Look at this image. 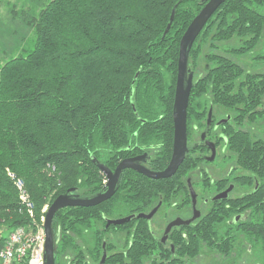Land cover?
Returning a JSON list of instances; mask_svg holds the SVG:
<instances>
[{"label": "trees", "instance_id": "trees-1", "mask_svg": "<svg viewBox=\"0 0 264 264\" xmlns=\"http://www.w3.org/2000/svg\"><path fill=\"white\" fill-rule=\"evenodd\" d=\"M204 6L202 0H46L34 23V47L0 68V228L41 224L44 209L69 190L80 198L102 192L106 178L97 162L114 171L147 153L150 171L169 165L180 43ZM188 64L195 74L188 128L203 130L210 106L232 116L220 130L231 182L246 192L211 202L196 223L173 229L165 245L148 220L136 217L161 202L189 209L187 181L194 185L207 163L192 151L170 179L126 170L111 200L56 214V264H99L104 244L112 254L105 264H195L205 250L231 259L246 244L264 264V139L251 128L264 120V0H226ZM9 173L23 180L33 220ZM202 183L203 197H210L211 180ZM126 217L134 218L107 227ZM118 234L127 236L122 251L112 240Z\"/></svg>", "mask_w": 264, "mask_h": 264}, {"label": "water", "instance_id": "water-1", "mask_svg": "<svg viewBox=\"0 0 264 264\" xmlns=\"http://www.w3.org/2000/svg\"><path fill=\"white\" fill-rule=\"evenodd\" d=\"M205 3L204 8L195 17V19L189 25L187 31L182 37L180 43L179 62H178V76L175 91V102L173 109V120H174V144L173 152L169 165L160 172H153L147 169L141 162H144L146 155L136 158L125 159L119 163L117 168L112 171L105 165L97 162L98 168L106 177L105 188L94 197L91 198H80L73 194V190H69L66 194L57 197L51 206L48 208L44 222L43 229L45 232V246H44V264H56V240L53 232V221L57 213L68 208H90L99 206L109 200H111L116 194L121 176L124 171L131 170L144 175L147 178L153 180L170 179L176 175L181 165L184 163L188 148V108L190 102L191 92L194 86V74L189 68L188 60L191 49L193 48L196 40L200 34L206 28V25L222 6L226 0H202ZM174 12L171 16L170 24L167 28V32L171 28V24L174 20ZM212 112L209 113L207 125L208 128L211 124ZM206 133L203 134L205 138ZM211 150V157L207 158L208 161H214L216 157V148L213 143H207ZM96 162V161H95ZM231 188L227 191L217 195L214 200H225L228 197ZM192 205H193V217L190 220L176 219L168 224L165 229L162 243H166L168 235L174 228L190 226L194 221L201 217V213L197 210V196L193 189H191ZM159 207L154 208L149 214H140L136 218L152 220L155 214L158 212ZM134 217H126L116 220H108L107 227L121 226L129 223ZM173 248V247H172ZM104 255L100 264H105L108 255L106 250V244L103 246Z\"/></svg>", "mask_w": 264, "mask_h": 264}, {"label": "rangeland", "instance_id": "rangeland-1", "mask_svg": "<svg viewBox=\"0 0 264 264\" xmlns=\"http://www.w3.org/2000/svg\"><path fill=\"white\" fill-rule=\"evenodd\" d=\"M45 5L46 0H0V68L23 51L34 47L36 41L34 23ZM251 128L256 138L264 139V120ZM230 166H232L231 161L222 156H217L214 161L204 164L213 178L223 177ZM197 189L201 190V186ZM202 208L204 211L208 210V207L203 206ZM47 210L48 206L45 211L47 212ZM163 215L162 212L149 222L158 237L162 235L168 222L184 219L192 215V211H188L187 214L172 211L168 218ZM2 232L4 235L8 234L6 229L0 228V233ZM123 236L118 235L112 239L115 244L120 246V249L123 247ZM259 258L260 256L246 244L243 249H236L231 259H225L219 254L205 250L195 264H260Z\"/></svg>", "mask_w": 264, "mask_h": 264}, {"label": "flooded vegetation", "instance_id": "flooded-vegetation-1", "mask_svg": "<svg viewBox=\"0 0 264 264\" xmlns=\"http://www.w3.org/2000/svg\"><path fill=\"white\" fill-rule=\"evenodd\" d=\"M207 69H208V65H207ZM194 82H195V79H194ZM210 112H212V120H211V124H210V126L208 128L207 121H208V116H209V113ZM231 121H232V116L230 114H226V113H223V112H218V111H216L214 109L213 106H210V108H209V110L207 111V114H206V126H205V128L203 130H200L198 127L195 126V127H192L193 128V131H192V128L191 129L188 128V148H189V152L187 153V155L190 154L193 151L194 152V155H197V156H201L202 155L201 157L203 158V162H205V163L210 162V161L207 160V158L211 157V150L209 149V147L207 145V143L209 142V143H213L215 145V148H216V157H215V159L217 158V156H222V157H224V158H226V159L229 160L230 159L229 158L230 155L228 154V150H227L228 140L225 137V135L223 133H221L220 128L222 126L226 125L227 123L231 122ZM189 131H190V133H189ZM204 133H206L205 138H203V134ZM211 134L213 135L214 139L216 138L215 135H217V137H218V140L217 141L218 142L224 141V145H223L222 148H220V146H217L216 145V142L217 141L211 140V137H210ZM205 150L208 151V154H203L204 152H202V151H205ZM143 155H146L147 157L144 160V162H141V164L144 165L147 168L146 165H147V162L149 161V158H150L147 153L146 154H142V155H138V156H135V157H131V159L132 158H136V157H141ZM197 171H198L197 176L199 177V179L195 181V184L194 185L192 184L191 179H188L187 185H188V189H189L191 201H192L191 189L194 190V192H195V194L197 196V205H196V208L201 213V217L198 220H200L202 218V216H203V214L205 212L204 209L202 208L203 206L204 207H209L210 204H211V202L227 201V200H229L231 198H237V197H240L243 193L246 192V190H244L243 188L238 187L236 185V183L231 182L232 176H233V167L232 166L229 167L228 172L223 177H219V178H213V177H211V173H209L208 169L206 167H204V165H200L198 167ZM205 179H210L211 180V183H210L211 184V187L209 188L210 193H211V196L210 197H203V196H205V193H203V190H204L203 188L204 187H203V183L202 182ZM221 180H225V181H228V182H227L226 186L221 191H218V190L216 191L215 189L218 188V187H216L214 189V187L216 185V182H219ZM199 186H201V190L200 189H197ZM230 188H231V191L229 192L227 199H225V200H217V201L214 200V198L217 195H219V194L227 191ZM239 192H240V194H239ZM178 203L176 202V207H177ZM166 205L167 204H164L163 202H161L159 205L156 206V207H159V210L155 214V216L153 217V219L155 217H157V215L161 214L162 212L164 213L163 216L165 218H168V216L170 215V213L172 211H179V212L185 213V214H187L188 211H192V215L184 218L183 220H190L193 217L194 210H193V205L192 204H191V207L189 209H182V210H178V208H176L174 206L168 207ZM156 207H154V208H156ZM151 211L149 213H151ZM149 213H147V214H149ZM242 217L243 216L236 217L235 218V222H238L240 219H242ZM152 220H150L148 222H151ZM198 220L194 221L192 224L196 223ZM171 222L172 221L168 222L165 225L164 228L166 229V227L168 226V224L171 223ZM150 228H151L152 232H154L153 227L150 226ZM165 229H164V231H162V235L158 237V238H160L161 242H162V238L164 237ZM171 232H170V234H171ZM170 234L168 235V239H167L166 243H163V244L166 245L168 243ZM118 235L123 236L124 234H118ZM118 235H116V236H118ZM116 236L112 235V239L115 238ZM123 237H124V239H123V247H122V249H120V246H118L116 244L119 247V249H118L119 251L124 250V246H125V243H126V240H127V236L126 235H124ZM103 255H104V252H103ZM107 255L110 256L112 254L108 253V251H107ZM100 263H101V261H100Z\"/></svg>", "mask_w": 264, "mask_h": 264}, {"label": "built area", "instance_id": "built-area-1", "mask_svg": "<svg viewBox=\"0 0 264 264\" xmlns=\"http://www.w3.org/2000/svg\"><path fill=\"white\" fill-rule=\"evenodd\" d=\"M9 176L17 188L20 203L33 220L35 205L26 190L23 180L13 173H9ZM45 209L43 213L46 212ZM44 218H42L41 224L34 223L33 226L18 227L8 231L6 235L3 232L0 233V239H4L0 244V264H44Z\"/></svg>", "mask_w": 264, "mask_h": 264}]
</instances>
